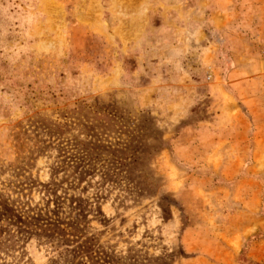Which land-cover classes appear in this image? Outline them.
<instances>
[{
    "label": "rangeland",
    "instance_id": "374dc122",
    "mask_svg": "<svg viewBox=\"0 0 264 264\" xmlns=\"http://www.w3.org/2000/svg\"><path fill=\"white\" fill-rule=\"evenodd\" d=\"M0 264H264V0H0Z\"/></svg>",
    "mask_w": 264,
    "mask_h": 264
},
{
    "label": "crops",
    "instance_id": "0c3cea01",
    "mask_svg": "<svg viewBox=\"0 0 264 264\" xmlns=\"http://www.w3.org/2000/svg\"><path fill=\"white\" fill-rule=\"evenodd\" d=\"M228 67L230 68V66H229V64H228ZM238 72H237V70L234 68V69H231V70H229V73H228V75H230L229 76V80H231V81H238L239 79L238 78H236L237 76H235L236 74H237ZM234 85H236V83H234ZM229 128H226V130L225 131H223V136L222 137H220V141H225V142H227V143H229V144H231V145H238V148L239 147H241L242 146V148H239L240 150L239 151H241L240 153H239V156H236L235 158H232L233 160H242V161H257V160H260V159H262V157H261V155H263L262 154V152L260 151V144L258 143V145H259V148L257 147L256 149H255V147H254V149L256 150V151H254L253 153L251 152V153H249V152H247L246 151V144H248V141H246V143H244L242 140H236L235 139V136H233V139H231L230 137H229V135H228V130ZM254 145H255V143H253ZM262 144V143H261ZM257 145V146H258ZM237 148V149H238ZM251 155V156H250ZM247 175H249V174H246V176L245 175H243V178H246V179H248V176ZM257 176H259V174H257Z\"/></svg>",
    "mask_w": 264,
    "mask_h": 264
}]
</instances>
